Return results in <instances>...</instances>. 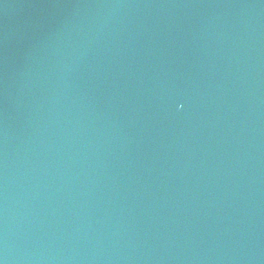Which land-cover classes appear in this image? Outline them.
<instances>
[{
	"label": "water",
	"instance_id": "1",
	"mask_svg": "<svg viewBox=\"0 0 264 264\" xmlns=\"http://www.w3.org/2000/svg\"><path fill=\"white\" fill-rule=\"evenodd\" d=\"M0 264H264V0H0Z\"/></svg>",
	"mask_w": 264,
	"mask_h": 264
}]
</instances>
